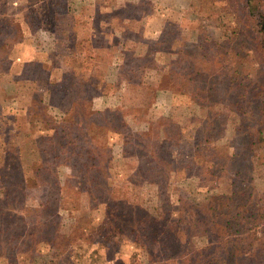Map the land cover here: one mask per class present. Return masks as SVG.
<instances>
[{"label": "rangeland", "instance_id": "rangeland-1", "mask_svg": "<svg viewBox=\"0 0 264 264\" xmlns=\"http://www.w3.org/2000/svg\"><path fill=\"white\" fill-rule=\"evenodd\" d=\"M246 1L0 0V20L16 18L23 31L0 72V264H177L180 257L189 263L200 259L201 248L216 245L211 230L193 223L181 248L168 238L155 258L142 244L163 238L162 227L152 224L151 234L142 228L140 241L125 226L127 205L153 216L194 209L199 216L232 192L230 216H241L245 198L257 202L232 230L258 252L250 264H264V239L257 237L264 227L258 207L264 147L257 146L264 144L257 134L264 60L254 16L264 13V0L252 7ZM39 64L47 76H39ZM235 68L241 80L229 79ZM73 79L81 123H92L84 116L92 111L103 124L92 128L96 142L110 149L112 177L103 184L120 200L104 201L100 188L88 197L91 162L79 170L58 158L46 179V169L35 171L31 141L54 133L49 126L66 138L80 136V123L66 110L64 87ZM152 139L159 141L150 146ZM41 146L38 155L51 160L55 153L73 155ZM22 181L24 192L17 194ZM55 240L61 247H53Z\"/></svg>", "mask_w": 264, "mask_h": 264}, {"label": "trees", "instance_id": "trees-1", "mask_svg": "<svg viewBox=\"0 0 264 264\" xmlns=\"http://www.w3.org/2000/svg\"><path fill=\"white\" fill-rule=\"evenodd\" d=\"M5 4H6V0ZM254 0H247L246 2L252 7V2ZM5 6V5H3ZM256 8V7H255ZM1 10V9H0ZM3 16L0 20V72L1 67H3V62L6 60L4 59L5 56L8 55L7 49H9L11 43L13 42H19L23 37V31L21 29V24L18 22L16 18L9 17L7 15H1ZM256 25L258 26V32H259V39L258 40V46H256L257 50H259L260 55L262 56L264 60V13L263 12H257V14H254ZM15 37V38H14ZM10 40V42H8ZM258 53V52H257ZM40 67V75L41 77H44V73L46 71L42 70L40 64L38 65ZM231 77L229 79H233V81L239 79L241 80V73L240 70L237 68L234 69V71H231ZM47 76V72H46ZM77 81L75 79L72 80L71 84L69 86H65V90L68 91L69 101L66 110L71 111V121L74 123L79 124V138L73 140L70 138H66L63 134V131L60 130L59 127L56 125H51L48 127V129H53L55 132L43 136L42 141L38 139H33L32 147H30L29 151L34 152L37 155V162L35 165V171H39L41 169H46L48 172L44 175L43 179H46L49 176L50 170L53 167L55 163H57V166L60 164L56 160L58 158L61 159V163H67L68 165L75 166L76 168H79V170H82L84 168H87L89 163L90 168L94 169V172L92 173V176L90 179L87 180L85 178L84 182H87L89 184L88 189L86 190V193L88 194V197H90L91 194H99L96 192V190L101 189V193L104 195V201L107 200V198H110L113 200L114 198L117 200L119 199V194H116L114 191H110L107 188L104 187L103 181L105 183L111 182L112 172H111V158H109L108 153L110 152V149L107 150V148L102 145L101 143L96 142V136L94 129H100L103 128V124L100 121L99 117H95V112H87L84 114L86 116L85 118L92 119V123H88V126H83V118H81V112L79 111V106H76L72 104L74 102V95L72 92L74 91V88L77 87ZM55 87H58L55 85ZM249 88V86L246 87V90ZM63 89V86H62ZM60 90V89H59ZM240 99V98H239ZM32 105H38L39 102L37 101V97L32 98ZM71 103V104H70ZM241 107V106H240ZM30 109V108H29ZM101 113V112H99ZM103 115V113H101ZM31 117V116H30ZM34 118V116H32ZM79 117V118H77ZM260 117H261V125L263 124L262 128L258 130V133L260 139L264 141V100L262 102V108H260ZM80 120V121H78ZM33 121L32 118L29 119V123ZM82 122V123H81ZM50 121H44V125H49ZM71 123V122H69ZM162 136H158L157 138H161ZM100 138V137H99ZM159 139H152L150 142V146L153 145V142H157ZM46 146L47 150L50 149L54 153L56 152L57 148L60 149H66L67 151H70V153H73V155H70V157L61 158L58 156V154L55 153L54 156H50L51 159H49L47 156H39L38 153L41 151L39 145ZM257 146H260L261 148L264 147V144H258ZM42 147V146H41ZM164 148V147H162ZM50 151V152H51ZM61 152V151H60ZM201 151H198L197 153H200ZM49 155V154H48ZM151 156H154L155 161L161 162L158 155L151 154ZM22 158L24 160L22 161V166H24V172H25V180L27 182L30 181L31 174L30 169L27 166L26 160H25V153L22 152ZM44 181L42 180L43 184ZM47 183V182H45ZM25 181L17 182V194L20 192H24V189L21 190V188L24 186ZM40 184V185H41ZM110 184V183H109ZM108 186V185H107ZM114 193L116 196H114ZM233 194V192L231 193ZM226 197H222L218 202L214 201V203L210 202L207 204L204 208L201 209V213L199 216L197 215L198 211L193 210L191 211V214H188L184 211L180 213L179 217H171L170 215H165L163 217L161 216H153L145 209H141L140 207L136 206V204L130 203L128 204V210L126 213V217L124 216L123 220L127 221L125 222V226L128 228H131L134 233H136L137 239L142 241L139 237V234L142 230V228H146L147 231L150 233V229L153 227V225H157L162 227L161 233H164L165 236L163 238H159L158 236H155L151 241L147 243H143L142 245L148 250L150 253L151 250L155 253V258H157L156 251H160L165 248V246H169L168 243H165L168 238H171L175 244L181 248L183 246V242L186 239H189L192 228L194 224L201 225V229L204 233L206 231L211 230L210 233L216 236L217 240H215L214 246L207 245L206 247L201 248L202 256L200 259L197 260H190L188 259L191 264H250L252 260H255L256 255H259L258 252L255 249H249L247 247H244L245 245L250 246V242H247L242 237L236 238L234 237V231L232 230L236 224L239 222L242 224L241 221H243L245 218L244 216L248 213H251V210H253V205L257 204V202L254 199H251L249 196L248 198H245L247 200V203L245 202V205H241V209H243V213L241 216L236 215L230 216V213L226 211L227 208H233L234 202L232 201L231 195ZM244 197V196H242ZM231 200V201H230ZM230 201V202H229ZM237 200H235L236 202ZM258 201V199H257ZM259 208L261 207V213L259 214L261 217L260 220L264 221V194L259 200ZM133 211L132 213L128 214L129 212ZM165 214V213H164ZM244 215V216H243ZM210 216L211 221H207V217ZM203 217V219H202ZM122 222V220H121ZM207 222H211V226L209 227ZM194 223V224H193ZM22 226L24 225L21 223ZM129 230V229H128ZM131 232V231H130ZM151 234V233H150ZM259 241L261 239H264V227L260 231V236H257ZM69 237H65V240L67 241ZM68 242H66L67 244ZM149 243V244H148ZM60 244H62L61 241L55 240L52 242V245L54 248L61 247ZM237 248L231 249V247L236 246ZM244 247V248H243ZM163 254V253H162ZM216 255V256H215ZM181 263L177 262V264H184V259L180 257ZM185 263V264H190ZM197 262V263H196ZM149 264H164L157 261H151ZM258 264V262H257Z\"/></svg>", "mask_w": 264, "mask_h": 264}]
</instances>
